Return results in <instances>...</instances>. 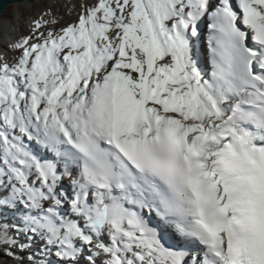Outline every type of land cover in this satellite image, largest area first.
I'll list each match as a JSON object with an SVG mask.
<instances>
[{
  "label": "snow or ice",
  "instance_id": "6c2138e0",
  "mask_svg": "<svg viewBox=\"0 0 264 264\" xmlns=\"http://www.w3.org/2000/svg\"><path fill=\"white\" fill-rule=\"evenodd\" d=\"M80 7L0 45V264H264V0Z\"/></svg>",
  "mask_w": 264,
  "mask_h": 264
},
{
  "label": "bare ground",
  "instance_id": "6f19581e",
  "mask_svg": "<svg viewBox=\"0 0 264 264\" xmlns=\"http://www.w3.org/2000/svg\"><path fill=\"white\" fill-rule=\"evenodd\" d=\"M33 1L34 0H27L24 3H19V4L7 6V8L4 11V14L0 18V40L4 39L5 37L15 38L16 36H18V32H20V30H22L24 32V34H27V32L29 30V25L32 23V22L28 23V21L26 23V18H27V15L29 13V11L27 10V6H28V4L32 3ZM64 2H65L64 0H56V2L54 3L53 0H47L46 3L43 4V6H48L51 9L50 13L58 19V13H57V11H55L54 7L56 5L59 6L60 4H63ZM35 8H38L37 4L34 5L33 12L36 11ZM38 18H40V17L37 15L33 19L35 20ZM45 18H48V17L45 16ZM66 24H67V22L62 24V25H66ZM203 38L204 37L201 38V41L197 42V45H198L199 49L201 50L202 55H203V50L205 48L204 43H203V40H204ZM13 56H14V54H13ZM5 60H7V57ZM8 60L9 61L11 60V59H9V56H8ZM6 213L7 212L5 211L3 213V216L7 219L0 218V222H3L5 220H7L8 222H11L13 220V219H11V218H13V214L11 212H9V214H6ZM9 216H10V218H9ZM10 235H12L13 238L17 239L20 242L28 243L27 237L23 233H17L15 231V228H13ZM42 244H43L42 241L36 240L31 244V247L28 248L24 253H21L18 247L15 248L14 251L16 253V256L23 255L24 258L27 259L28 254L32 253V252H37L38 249L41 248ZM52 258L55 259L54 256ZM6 264H14L13 259L7 258Z\"/></svg>",
  "mask_w": 264,
  "mask_h": 264
},
{
  "label": "rangeland",
  "instance_id": "374dc122",
  "mask_svg": "<svg viewBox=\"0 0 264 264\" xmlns=\"http://www.w3.org/2000/svg\"><path fill=\"white\" fill-rule=\"evenodd\" d=\"M47 0H34L32 3L28 4L27 10L29 11L27 18H26V23H31L34 19L32 18V15L34 16H39L41 17L45 13H48L49 7L48 6H43V4L46 3ZM54 3L56 0H53ZM65 2L63 4H60L59 6H55L54 9L58 13V19L60 20V25L66 23V22H75L77 20V17L81 11V4L83 3V0H64ZM38 6V8H35L36 11L33 12V7L34 5ZM4 40V39H3ZM5 41V40H4ZM10 61L8 60L7 57V62L11 63L13 56L8 55ZM5 60L1 58V53H0V63H3Z\"/></svg>",
  "mask_w": 264,
  "mask_h": 264
},
{
  "label": "water",
  "instance_id": "95a60500",
  "mask_svg": "<svg viewBox=\"0 0 264 264\" xmlns=\"http://www.w3.org/2000/svg\"><path fill=\"white\" fill-rule=\"evenodd\" d=\"M27 0H0V18L2 17V15L4 14L5 9L7 8V6H11L14 4H19V3H24Z\"/></svg>",
  "mask_w": 264,
  "mask_h": 264
}]
</instances>
